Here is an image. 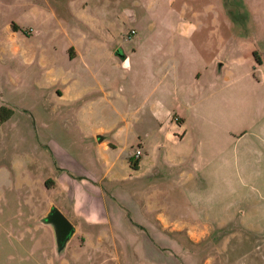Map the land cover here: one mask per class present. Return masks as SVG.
<instances>
[{"label":"rangeland","instance_id":"1","mask_svg":"<svg viewBox=\"0 0 264 264\" xmlns=\"http://www.w3.org/2000/svg\"><path fill=\"white\" fill-rule=\"evenodd\" d=\"M93 14L110 36L94 33ZM184 18L188 36L177 26ZM263 33L264 0H0V108L12 111L6 121L0 116V264H264V83L253 71L264 44L249 46ZM232 36L249 62H226V73L215 76L233 56ZM71 46L80 53L73 59ZM63 78L73 80L66 100L55 92ZM107 127L122 128L112 158L140 150L139 162L157 172L164 189L157 210L217 218L211 229L194 231L200 241L182 231L172 245L140 247L118 238L120 229L88 226L74 214L62 189L79 181L73 173L102 174L92 140ZM181 171L193 180L177 181ZM95 184L104 198L116 187ZM51 206L75 228L59 253L53 228L42 222ZM132 233L151 240L149 230Z\"/></svg>","mask_w":264,"mask_h":264},{"label":"crops","instance_id":"2","mask_svg":"<svg viewBox=\"0 0 264 264\" xmlns=\"http://www.w3.org/2000/svg\"><path fill=\"white\" fill-rule=\"evenodd\" d=\"M103 2L107 4L109 3V0H103ZM100 3H102V1H100ZM192 16H198V14L192 12ZM89 24L90 27L95 30L94 33L96 35H99V37L105 38L108 37L107 35L110 36V32L108 30L105 33V31H100L98 29V20L95 17V14H93V16L90 18ZM177 26L180 27L179 32L184 36H188L191 34L192 24L185 18L179 19ZM114 33L117 34L118 32L115 31ZM223 33L224 32L219 33L218 39L220 46L222 48L225 46L226 48L229 44V41L226 36H223ZM119 35L120 32L116 36L118 37ZM237 39V37H231L232 41L230 40V45L232 47L231 54L233 56L229 57L228 60L218 65L217 70L215 71V76H220L223 73H226V71L228 70L227 63L239 66L240 64L242 65L243 63L249 62V60L247 59V54L246 58H240L239 47L244 46H239L240 42ZM261 40L264 44V33L262 34V37H258L257 41L251 40L252 43H250L249 46L251 47V44H254L255 42L260 43L259 41ZM103 44H106L105 40ZM253 49L251 50L250 48L249 52L255 53ZM233 50L235 52H233ZM68 53L69 58L71 59L76 58L78 57V55H80L78 50L73 46L68 49ZM257 59L258 60H256V65L255 67H253V71L260 72V80L264 83V58ZM247 75L248 74H246V76ZM252 80L253 83L255 82L254 84L257 86L261 84L259 79H257L255 76L252 77ZM61 81L62 89L58 88L55 92L57 93L56 95L58 99L66 100L67 98H70V94L72 93V89L68 85L71 84L73 80H70V78H63L61 79ZM103 93L106 92L104 91ZM80 97L81 94L71 97L72 103L76 104L77 102H79L81 100ZM80 108H82V106H80ZM178 121L181 120L179 119ZM95 131L97 133L99 132L101 138L100 141H98L97 134L96 140L93 139L92 141L94 144H96L98 152L102 157L101 159L103 161L104 171H102V174L100 176H97L90 170H86L82 173H73L74 175L79 177V181L76 180L74 181V185L71 182L63 187V192H67L70 197L74 199V214L77 217L82 218L88 226L109 224L110 229L113 231L120 229L122 232H124V234L122 235V237L118 238H122V240L131 239L132 241L130 242H135V244L139 245L140 247H142L144 244L151 245L152 242L149 241L153 240L156 241L155 243L162 242L165 245H172L175 243L174 234L176 232L179 233L182 231H186L188 239L192 242L196 243L200 241L202 238L198 237L197 233L194 231L211 229L213 222L216 223L217 218L212 220L213 222H210L208 219L192 220L186 217H171L169 213L157 210V208H155L154 199L162 194V190L164 189L157 187L155 183L157 172L152 174L151 171V173H148L149 171L147 167L149 168V165H151V163L146 161L139 162L141 156L139 158H135L133 153L130 156L126 157L124 160L118 159V156L112 158L113 156L110 151L116 152L120 148V143L117 144L116 142H120V136L122 134L121 127L99 128ZM262 132L264 133V112ZM123 149L125 148L123 147ZM165 162L167 163V166L174 163L172 158L168 156L165 157ZM133 163H136V168H132L131 164ZM60 166L64 167V165L61 163ZM152 166L154 167L153 164ZM179 178L180 179H178L177 181L180 180L182 181L181 183H184L192 181L194 176L189 171L185 173L184 171H181L179 172ZM103 179H106L110 184H114V186H116L112 188V196L108 198H104V195H102V193L100 195L101 189L95 184L96 182H100ZM70 180L72 181L71 177ZM169 182L175 183L174 181ZM78 189L79 191L82 190L84 193L81 195ZM89 193L98 194L100 200L97 202L92 201V196H90ZM115 198H118L119 203L115 200ZM78 200L82 201L81 204L83 205L81 206V208L78 207ZM119 204L123 205L125 209H123V207ZM124 210H129L133 214L132 220L134 221V224L126 219V212ZM60 211L65 216L67 215L62 210ZM222 222L223 221H221L220 224L214 226L216 228H221L223 224ZM137 229L149 230L151 240L143 237L144 235L141 233H137L138 235L132 233V230ZM113 234L114 233H112V235ZM114 235L116 236V234Z\"/></svg>","mask_w":264,"mask_h":264},{"label":"water","instance_id":"3","mask_svg":"<svg viewBox=\"0 0 264 264\" xmlns=\"http://www.w3.org/2000/svg\"><path fill=\"white\" fill-rule=\"evenodd\" d=\"M100 138L101 135H98L97 140L100 141ZM42 222L53 228L56 251L61 252L75 233L73 224L56 206L50 207Z\"/></svg>","mask_w":264,"mask_h":264},{"label":"trees","instance_id":"4","mask_svg":"<svg viewBox=\"0 0 264 264\" xmlns=\"http://www.w3.org/2000/svg\"><path fill=\"white\" fill-rule=\"evenodd\" d=\"M6 113L5 117H4V121L8 120L11 116H12V111L11 110H7L5 108H0V116L2 113ZM132 168H136V163L131 164Z\"/></svg>","mask_w":264,"mask_h":264},{"label":"built area","instance_id":"5","mask_svg":"<svg viewBox=\"0 0 264 264\" xmlns=\"http://www.w3.org/2000/svg\"><path fill=\"white\" fill-rule=\"evenodd\" d=\"M141 156V151L140 150H137L134 154V157L135 158H139Z\"/></svg>","mask_w":264,"mask_h":264}]
</instances>
